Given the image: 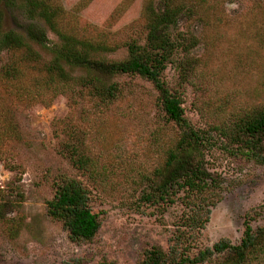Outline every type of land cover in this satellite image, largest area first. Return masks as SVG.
Instances as JSON below:
<instances>
[{"label":"rangeland","instance_id":"obj_1","mask_svg":"<svg viewBox=\"0 0 264 264\" xmlns=\"http://www.w3.org/2000/svg\"><path fill=\"white\" fill-rule=\"evenodd\" d=\"M54 1L62 9L61 29L112 47L94 52L96 58L123 60L127 44L144 42L143 0ZM154 2L158 6L160 0ZM205 7L206 21L180 18L178 29L188 37L194 35L197 42L179 50L162 76L180 96L184 116L195 127L206 129L245 108L264 104V0H209ZM15 17L24 20L19 10L5 9L2 29L16 28ZM41 23L47 46L33 44L38 60L24 61L23 82L32 83L34 92V80L41 75L37 69L51 57L48 46L60 40ZM7 58L0 53V67ZM70 71L75 77L86 75L78 67ZM110 81H117L121 89L108 105L90 97L86 87L75 86V101L48 92L38 96L44 98L41 101L10 97L0 83V98L18 131L0 148L1 264H97L103 259L136 264L146 247H167L183 205L176 201L163 209L139 202V195L146 185L143 176L164 161L165 150L179 138L180 129L165 123L157 90L149 80L119 74ZM66 129L83 143L103 176L89 177L61 153ZM212 133L214 138L222 137ZM220 146L206 155L221 197L199 233L200 246H211L221 238L238 243L248 212L255 214L254 228L264 226V165ZM60 174L81 180L90 190L101 225L89 241L73 242L63 223L47 213L46 202ZM221 260L215 257L200 264H222Z\"/></svg>","mask_w":264,"mask_h":264},{"label":"trees","instance_id":"obj_2","mask_svg":"<svg viewBox=\"0 0 264 264\" xmlns=\"http://www.w3.org/2000/svg\"><path fill=\"white\" fill-rule=\"evenodd\" d=\"M208 1L160 0L157 6L154 0H143L144 42L127 44V58L109 61L94 57L96 51L112 49L105 41L79 38L59 27L62 9L54 0H22L18 4L17 0H0V53L8 55V60L0 67V83L10 97H35L44 101L38 96L48 92L53 97L63 94L75 101V86H80L87 88L90 97L108 105L118 97L121 89L117 81H110L111 78L136 74L149 80L157 90L165 123L179 127V138L166 148L164 161L143 176L146 185L139 202L164 209L180 201L184 210L180 222L167 238V247H146L136 264H200L215 257L221 258L222 264L264 262V226L254 228L251 220L255 214L250 212L245 215L238 243L228 238H221L211 246H200L199 242V233L209 220L210 209L221 197L218 180L207 167L206 155L220 144L228 153L264 165V104L245 108L206 129L198 128L184 116L180 96L170 90L162 76L179 50L189 49L188 46L197 42L194 35L188 37L178 29L180 18L184 15L206 21ZM5 9L19 10L24 20L21 22L15 17L18 28L2 29ZM41 22H45L60 40L48 46L51 57L37 69L41 75L34 80L37 87L34 92L30 88L32 83L28 82V86L23 82L26 76L24 61L38 60L39 54L33 44L47 46L46 29ZM180 66L184 69L183 64ZM76 67L86 75L75 77L70 69ZM8 113L0 98V148L6 138L18 135L16 124ZM213 131L222 137L214 138ZM65 134L68 138L62 143L61 153L72 166L94 179L103 176L102 168L85 153L83 143L74 132L66 129ZM91 202L90 190L81 180L60 174L53 181V193L46 202L47 213L63 223L70 240L89 241L101 225ZM97 264L117 263L103 259Z\"/></svg>","mask_w":264,"mask_h":264}]
</instances>
